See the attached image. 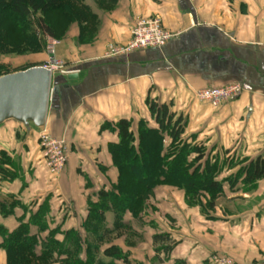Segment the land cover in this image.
I'll return each instance as SVG.
<instances>
[{
  "label": "crops",
  "instance_id": "obj_1",
  "mask_svg": "<svg viewBox=\"0 0 264 264\" xmlns=\"http://www.w3.org/2000/svg\"><path fill=\"white\" fill-rule=\"evenodd\" d=\"M72 2L85 9L80 18L68 14L58 33L55 55L67 73L52 74L57 91L41 127L64 139L67 161L49 174L38 146L41 128L12 119L0 124V153L9 161L0 158V264H7L6 234L21 223L36 237L37 255L48 237L62 242L67 231L77 232L81 250L68 242L69 259L53 250L46 264L87 262L86 243L95 245L87 250L92 264H212L214 255L264 264V174L246 177L249 167L264 163V0ZM147 16L170 32L164 46L105 56ZM34 60L48 64L46 57ZM230 82L242 91L219 107L194 96ZM147 100L183 117L184 138L205 139L210 161L221 165L215 178L221 193L207 208L189 204L182 188L160 184L137 216L124 212L122 224L108 201L95 234L90 204L99 203L100 189L114 191L118 178L108 148L118 142L115 124L126 119L134 133L140 120L156 127Z\"/></svg>",
  "mask_w": 264,
  "mask_h": 264
},
{
  "label": "trees",
  "instance_id": "obj_2",
  "mask_svg": "<svg viewBox=\"0 0 264 264\" xmlns=\"http://www.w3.org/2000/svg\"><path fill=\"white\" fill-rule=\"evenodd\" d=\"M73 0H0V47L5 45L2 36H9L10 32H17L28 45L23 49L35 50L38 42L33 32H29L28 15L36 12L47 13L56 9L62 17L70 19L80 18L83 15L82 8L73 7ZM5 19L11 20V27H3ZM39 26L48 36L54 37L52 23H45L41 17L38 19ZM3 75V74H0ZM149 111L154 118L156 127L148 126L143 120L137 125L136 133L130 129L131 123L126 119L116 122L118 142L109 145L112 163L118 170L114 191L100 189L98 194L99 203L90 204L89 217L97 219V223L91 226L92 232L98 234L100 228L99 219L107 208V202L116 214L117 220L122 224L125 211L137 216L143 209L152 189L159 184H175L182 188L187 197L196 199L202 203L203 195H207V208L214 206L215 196L221 193V183L217 181L221 165L218 161L211 162L205 148L199 145H190L184 138L185 123L182 116H175L166 104L156 101H148ZM168 139L167 146L164 140ZM166 147V148H165ZM166 150V151H165ZM0 158L9 162L3 152ZM0 159V173H3ZM4 174V173H3ZM264 174V163H256L247 171L248 179H256ZM41 214V213H40ZM36 216V215H35ZM31 222H34L31 220ZM40 225V228H43ZM156 238V237H155ZM79 236L74 230L67 231L62 242L48 237L43 242L42 252L37 255L35 248L37 239L29 234L28 224L21 223L16 230L6 234L2 246L6 250L7 264H46L50 259V252L57 250L58 254L70 257L66 243L73 245L76 253L81 250ZM95 245L86 243L87 262L79 259L66 261L65 264H89L91 263L90 252ZM67 259V260H68ZM103 264V263H95Z\"/></svg>",
  "mask_w": 264,
  "mask_h": 264
},
{
  "label": "built area",
  "instance_id": "obj_3",
  "mask_svg": "<svg viewBox=\"0 0 264 264\" xmlns=\"http://www.w3.org/2000/svg\"><path fill=\"white\" fill-rule=\"evenodd\" d=\"M171 37L156 16L138 17L130 30L129 39L123 44L111 43L105 51L106 57L124 55L135 50L156 47L166 44ZM58 40L46 36L45 55L48 64L42 65L49 68L52 73L60 71L67 73L61 60L55 55ZM242 91L239 83L230 82L216 86H209L195 91L194 96L198 101L205 102L216 108L229 101L236 99ZM38 146L47 172L51 175L59 174L67 161V148L63 138H56L41 128L38 135ZM212 264H237L231 257L214 255L211 257Z\"/></svg>",
  "mask_w": 264,
  "mask_h": 264
},
{
  "label": "water",
  "instance_id": "obj_4",
  "mask_svg": "<svg viewBox=\"0 0 264 264\" xmlns=\"http://www.w3.org/2000/svg\"><path fill=\"white\" fill-rule=\"evenodd\" d=\"M52 74L49 68L33 66L0 75V124L12 119L43 127L49 103L57 91Z\"/></svg>",
  "mask_w": 264,
  "mask_h": 264
},
{
  "label": "rangeland",
  "instance_id": "obj_5",
  "mask_svg": "<svg viewBox=\"0 0 264 264\" xmlns=\"http://www.w3.org/2000/svg\"><path fill=\"white\" fill-rule=\"evenodd\" d=\"M75 7L74 5H72ZM43 18L45 23H52L54 28V37L53 39L58 40L61 30L65 29L66 19L62 17L56 9H52L47 13L36 12L35 14L28 15L26 21L28 22L29 32H33L34 36L38 42L37 49H23L24 45H28L29 40H25L17 32H10L9 36H2L4 39L5 45L0 47V74H7L12 71H17L24 67L28 66H37L41 64V60H34L35 57H41L42 59L46 57L45 55V43L47 34L39 26L38 19ZM11 20L5 19L3 22V27H11ZM45 55V56H44ZM40 59V58H39ZM5 61V62H4ZM190 145H199L205 148V154H209V148L206 145L205 139L200 140L196 135L185 138ZM168 140H164V145L167 146ZM166 148V147H165ZM166 151V150H165ZM160 185V184H159ZM173 187L180 188L175 184H165ZM150 196V195H149ZM216 198V196H215ZM207 195H203L202 202L206 203ZM186 201L189 204H197L198 201L192 197L186 196ZM216 202V200H214ZM120 233H126L122 231ZM116 237V236H115Z\"/></svg>",
  "mask_w": 264,
  "mask_h": 264
}]
</instances>
